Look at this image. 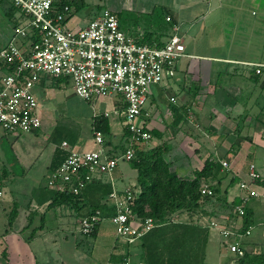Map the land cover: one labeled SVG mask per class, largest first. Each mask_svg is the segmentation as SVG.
I'll return each mask as SVG.
<instances>
[{
	"label": "crops",
	"instance_id": "0c3cea01",
	"mask_svg": "<svg viewBox=\"0 0 264 264\" xmlns=\"http://www.w3.org/2000/svg\"><path fill=\"white\" fill-rule=\"evenodd\" d=\"M62 1L72 8L68 17L72 28L85 26L105 8H110L118 15L121 28L137 41L151 33L153 42L162 44L174 32V26L180 27L184 39L189 38L187 53L193 56L181 57L173 75L150 87L144 119L152 130V138L145 145L152 143V146L144 149L167 144L166 159L174 163L176 171L188 176H194L207 160L218 162L214 176L206 183L214 187L216 194L203 201L197 219L203 225L221 219L241 226L244 218L235 209L246 195L240 183L251 180V164L256 165L261 175L254 187L264 193V70L257 74L252 66L241 62L264 63V57L243 58L230 52L213 55L194 50L201 40L213 47L234 45L233 33L228 31L227 24L230 14L223 12L231 0H57L56 6ZM238 1L234 0L232 16L239 12ZM9 10L5 13L8 16ZM158 13L169 19L160 28L150 20ZM19 17L15 8L10 17L13 24L0 29V47L11 40ZM214 28L219 30L217 35L212 33ZM255 37L256 33L254 44ZM257 38L264 43V8L257 20ZM22 42L25 44L26 40ZM70 85L71 92L67 91ZM33 90L40 104L41 127L19 135L5 132L15 138L12 148L24 172L47 174L50 179L56 151H68L64 141L80 150L101 147L95 141L93 123L102 114L108 117L111 126V134L104 136V149L111 155L120 156L124 152L129 136L123 117L127 102L122 95H100L88 100L75 93L70 79L50 75L41 76ZM73 96L75 103L71 105L69 98ZM1 158L5 160L4 155ZM224 160L228 161V167L223 165ZM122 161L129 162L133 169L122 165ZM10 174L7 169L0 172L3 191L0 201L5 196L4 182ZM49 179L46 187L33 188L29 200L2 207L5 218L0 227V240L7 243L8 256L0 252V264H123L125 258L143 263L140 239L128 242L120 238L109 215L111 212L104 214L95 234H84L77 211L66 202H53L56 189L49 186ZM104 180L110 181L114 190L141 191L138 169L132 161L121 160L114 173ZM246 205L251 222L256 224L257 218V242L253 244L257 251L264 250V195L249 199ZM6 207L11 210L6 212ZM16 208L17 216L12 219ZM185 214H177L179 218L174 214L171 220H186L188 215L182 218ZM216 236L223 237L218 229L210 228L206 260L211 238ZM247 236L243 244L252 242ZM222 252L228 255L223 248ZM234 256V253L228 256V263Z\"/></svg>",
	"mask_w": 264,
	"mask_h": 264
},
{
	"label": "built area",
	"instance_id": "2783aa9c",
	"mask_svg": "<svg viewBox=\"0 0 264 264\" xmlns=\"http://www.w3.org/2000/svg\"><path fill=\"white\" fill-rule=\"evenodd\" d=\"M56 2L13 0L20 20L11 40L0 47V127L14 135L41 127L40 104L33 88L44 75L70 79L75 93L88 100L100 95H122L127 102L123 117L130 135L120 156L104 149V134L97 130L94 134L96 143L101 146L98 149L80 150L63 142L69 154L52 172L49 186L58 191L69 188L81 194L88 182L111 176L121 160L132 161L137 147L150 141L152 133L147 129L144 109L151 85L173 75L181 57L193 55L187 53L179 26H174V32L161 46L140 43L121 28L118 15L110 8H105L85 26L72 28L68 25L71 6L65 4L60 9ZM34 35L37 36L35 42L28 40ZM22 40L28 41L23 44ZM241 63L252 66L257 74L264 70V63ZM222 163L229 166L226 160ZM250 177V181L240 183L246 192V200L236 207L240 217L246 213L249 199L264 195L254 187L261 177L255 164H251ZM202 193L211 197L216 194L210 184L203 185ZM2 195L0 190V198ZM135 199L136 192L131 189L123 192L115 189L108 198L116 208L111 219L117 235L127 241L140 239L157 225L154 217H139L133 211ZM103 219L98 209L80 219V229L84 234H91ZM206 224L222 233L236 256L244 255L243 240L252 233V227L239 231L235 225L221 219ZM230 238L232 241H228ZM123 264L144 263L127 259Z\"/></svg>",
	"mask_w": 264,
	"mask_h": 264
},
{
	"label": "trees",
	"instance_id": "16d2710c",
	"mask_svg": "<svg viewBox=\"0 0 264 264\" xmlns=\"http://www.w3.org/2000/svg\"><path fill=\"white\" fill-rule=\"evenodd\" d=\"M65 4L67 3L62 1L58 6L61 9ZM15 8L13 3L8 12L10 17H12ZM150 34L148 33L144 39L138 40V42L159 46L164 44H155L153 36H149ZM36 39L37 36L34 35L30 36L28 40L35 42ZM93 125L94 131H101L104 136L111 134L110 121L105 114L96 116ZM147 129L152 131L148 127ZM127 134L130 135L128 129ZM168 152L167 144H161L148 150L138 148L132 160L134 167L138 169V182L141 188L140 192H136L133 211L139 217L152 216L157 220L155 228L140 238L143 248V263L207 264L206 247L210 227L198 221L196 215L199 214L203 201L211 198V196L202 193V187L209 183L214 176L218 162L207 160L202 169L195 171L194 176H188L180 174L174 169V163L166 159ZM68 154L69 152L63 149L56 151L53 161L54 170L61 165ZM113 191L110 181L96 180L88 182L81 194H75L69 188L66 191L56 190L53 202H66L77 211L76 214L81 218L95 213L98 209L102 211L103 215L111 212L112 214L109 215L113 216L116 213V208L108 204V198ZM244 200H246L245 197ZM246 206V213L241 217L244 218V221L241 226H236L239 231L250 227L253 229L254 223L250 220ZM176 213H186L189 215L188 219L171 220V217ZM236 214L239 216L238 212ZM16 216L17 208L12 212L11 218L14 219ZM99 225L100 223L91 234L96 233ZM243 248L244 255L236 256L237 264H264V250L257 251L256 246L251 243H244ZM0 252L3 256H8V246L3 239L0 240ZM127 259L130 258H125L123 262Z\"/></svg>",
	"mask_w": 264,
	"mask_h": 264
},
{
	"label": "rangeland",
	"instance_id": "374dc122",
	"mask_svg": "<svg viewBox=\"0 0 264 264\" xmlns=\"http://www.w3.org/2000/svg\"><path fill=\"white\" fill-rule=\"evenodd\" d=\"M98 3L102 4L101 2H98ZM11 7H12L11 0H6L5 3L3 2V0H0V29L1 30H3L4 26L7 29L8 26L13 24V19L10 18V16L5 14L9 9H11ZM234 7H235L234 0H231L229 4H226L225 8L223 9V12L225 11L227 12V14H230L229 22L227 21V24L229 26L228 31L233 33L232 37L235 40L234 45L232 44L226 47H221L217 45V47H213V44H207L205 40H201L197 44V48H194L195 51L213 54V55H228V52H230L233 56L243 57V58L256 56V59H260L259 57H264V43L260 42L257 38V20L262 15V9L264 8V0H239L237 2V7H238L237 9H239V12L235 16H232L231 14L233 13L231 12V10H234L235 9ZM96 8L98 9V6H96ZM162 14L163 13H161L160 15L158 13V15L156 14L154 17L150 19L151 21H153L154 23L153 26H155L156 28H160L162 26L161 25L162 23L165 25L166 21L169 22V19H167L168 17ZM220 14H221V17H224L222 13ZM148 18L150 17L148 16ZM142 21H144V19H142ZM218 32L219 30L215 28L212 31L214 35H217ZM254 33H256V37L254 41L255 44L252 42ZM250 41L251 43H248ZM185 43L186 45L189 44V38L185 39ZM71 88L72 87L70 85L67 91L71 92ZM75 98H76L75 96H73L72 98H69V104L71 105L74 104ZM86 115H88V112H86ZM5 132L6 131L0 127V172H3V170L7 169L11 174L7 178L6 180L7 182H4L5 196L0 201V208H1L0 227H2V223L5 218V214L2 213V210H4L2 207L9 206L10 204L11 206H14L13 205L14 201H24V199L29 200L33 188L35 186L46 187L48 183V179H49V176L47 174L41 175V174H37L34 171L32 172L23 171V169L20 167L19 162L16 159V154L14 153V150L12 148V144L15 138L11 136L10 134L7 135ZM148 144L152 146V143L151 144L148 143ZM148 146H146L145 144H142V145H139L137 149L138 148L144 149ZM3 155L5 157V160H2L1 158L3 157ZM4 164H6V166ZM121 164L128 166L130 170L133 169V167L131 166L129 162L122 161ZM10 210L11 209L6 207V212H9ZM176 215L177 214H175V216ZM181 215L182 214H180V216ZM187 215L188 214H185L184 217L182 218H186ZM73 216H74V219L76 220L77 216L75 214ZM176 217L179 218L178 216ZM74 219H73V224L75 223ZM255 221H256V224L253 225L252 233L247 236V239L248 238L252 239V242H251L252 244L253 242H257V235H258L257 218L255 219ZM110 227H111V230L114 231L113 225H110ZM232 239L233 238H230L228 241H232ZM34 245H37V243H35ZM222 248L226 253H228L227 256L223 254ZM230 254H233V252L230 251V247L227 246V243L225 242L224 238L220 236L213 237L211 238L210 249L207 252V260H206L207 264H221V263L222 264H237L236 256H234L232 261L228 263L229 261L228 256Z\"/></svg>",
	"mask_w": 264,
	"mask_h": 264
}]
</instances>
